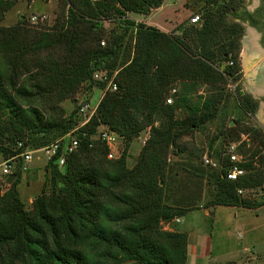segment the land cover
Listing matches in <instances>:
<instances>
[{"label":"trees","instance_id":"obj_1","mask_svg":"<svg viewBox=\"0 0 264 264\" xmlns=\"http://www.w3.org/2000/svg\"><path fill=\"white\" fill-rule=\"evenodd\" d=\"M162 1L66 0L56 30L0 26V151L5 156L20 152L19 140L37 148L74 128L81 120L77 106L66 114L58 103L84 81L105 87L92 78L95 70H117L116 89L105 90L89 122L75 130L78 148L61 165L46 163L49 174L31 207L25 208L17 189L20 169L0 188V264H187V232L164 227L190 208L167 201L164 182L173 167L168 157L176 154L180 137L216 115L219 85L237 80L238 55L232 50L240 28L227 16L239 0H208L211 6L200 21H188L198 24L189 37L188 30L169 34L131 15L148 14ZM12 4L0 0V19ZM111 18L130 30L133 43L124 44L125 34L106 31L102 21ZM228 58L233 64L219 65ZM177 81L205 83L216 92L191 100L185 87L176 88L172 102H165ZM234 93L248 111L255 109V103L242 100L247 94ZM100 124L125 139L115 158H108V147L94 137ZM147 127L129 166V142ZM225 131L231 141L239 140L237 152L250 158L239 162L245 172L232 180L225 177L228 155L215 153L218 166H209L215 170L214 190L205 205L260 206L264 196L256 200L237 188L263 187L264 132L237 119ZM243 132L253 147L241 140Z\"/></svg>","mask_w":264,"mask_h":264},{"label":"rangeland","instance_id":"obj_2","mask_svg":"<svg viewBox=\"0 0 264 264\" xmlns=\"http://www.w3.org/2000/svg\"><path fill=\"white\" fill-rule=\"evenodd\" d=\"M12 1V6L3 11V17L0 19V26L22 24L29 30H40L41 28L32 26L27 18L31 12L46 11L48 13L49 20L42 26V28L46 27L47 29L44 28L41 30L51 31L56 30L60 25L62 8L66 0ZM210 6L211 5L209 4L208 0H163L159 9L152 8L148 14L131 13V15L135 21H143L145 24H151L153 26L158 24L162 29L159 28L160 26H156L157 28L164 30L169 34L177 33L181 35L183 34V30H188L187 36L189 37V30L191 28H195V26H198V24L193 25L188 22L190 13L192 11H197L200 12V14H203V12ZM102 22L106 31L114 30L117 33L125 34L124 44L127 42L133 43L134 37H131L130 30L126 29V27H124L119 20L111 18L104 19ZM104 36L105 37H103V39L105 40L108 37V33H106ZM100 44H102L101 41ZM239 58L243 76L239 80L237 79L234 81L227 79V82L219 85V90L217 89V97L221 96L222 99L216 105V115L212 119L200 125L198 130H194L191 134L180 137L177 144L173 147V151L176 152V154L172 153L171 151L172 154H169L168 157L170 158L168 159L170 164L173 163V167L171 168V171L167 175L165 181L168 179L170 185L174 183H183L184 187L188 190L187 194H190L191 196L195 194L200 195V193L205 190L206 194L201 200L203 203H206L207 200L210 199V196L214 190L212 175L215 171L203 163V155L207 153L209 157L216 160L215 153L217 151L220 150L222 152L221 154L226 153L229 144L233 142L238 146L239 140L231 141L229 135H226L225 131L226 128H229V126L234 124L236 119L239 122H244L247 120L257 125L261 124V122L264 123L263 105L260 104V106L256 108L252 117L246 116L243 112H241L234 93L235 90H242L243 92H249L252 94L253 91L249 87L250 85H254L253 83H255L257 80L256 74L258 73L259 69H255V67L259 62V59L258 57L250 59V56L245 54L239 55ZM228 59L222 61L220 60L219 65L224 66ZM259 68L260 70L262 69L261 66H259ZM114 75L115 71L111 74L113 79ZM185 85L186 84L183 83V81H177L175 83L176 88H179V90H183L185 87V91L191 100H201L204 95L211 96L216 92L215 88L205 83L195 82L186 86ZM109 89L110 88H107L106 86L101 87L100 84L94 81H84L81 83V86L74 95H71L60 101L58 105L65 110L66 114H68L75 109L77 99L88 98L91 100H96L103 90ZM49 106L51 105L48 104V107ZM47 110L52 111L51 108ZM148 129L149 127L140 130V132H138L129 142V146L127 148V164L129 166L135 162L139 151L138 147L143 144L149 134ZM118 135L119 137L117 136L118 140L115 149L119 154L124 148L125 139L119 133ZM242 137L243 135L240 134V138ZM26 148L32 147L26 146ZM48 161L49 160H46L43 152L39 149L32 152V159L30 161L24 162L20 157L18 158V169H16V171L14 170V173L19 172L20 169V180L17 184V189L26 209L31 207L33 197L39 194L42 190L43 184L46 181L47 175L49 174V169H47L46 165ZM177 162L183 166L175 167L174 165H177ZM175 170L182 171V175L179 177H174L173 172ZM9 175L10 174L7 175L0 173V188L2 190H4L10 184V181L15 176V174H12L9 178ZM201 179H204V181ZM164 186L166 187V182H164ZM246 195L256 200L261 199L264 196V184L263 187H249ZM196 197L195 199H198L199 201V198ZM196 201L197 200H195V202ZM165 223L164 227L166 228ZM259 230L263 229L260 228ZM259 262L260 264H264V259ZM17 264L22 263L18 262ZM126 264L139 263L127 261Z\"/></svg>","mask_w":264,"mask_h":264},{"label":"crops","instance_id":"obj_3","mask_svg":"<svg viewBox=\"0 0 264 264\" xmlns=\"http://www.w3.org/2000/svg\"><path fill=\"white\" fill-rule=\"evenodd\" d=\"M173 175L179 177L182 171L175 170ZM165 182L167 201L181 206L190 204L184 214L176 216L178 220L174 217L165 223L166 227L187 232V264H260L264 259V204L257 207L206 206L201 202L205 190L191 196L183 183L170 185L168 179Z\"/></svg>","mask_w":264,"mask_h":264},{"label":"built area","instance_id":"obj_4","mask_svg":"<svg viewBox=\"0 0 264 264\" xmlns=\"http://www.w3.org/2000/svg\"><path fill=\"white\" fill-rule=\"evenodd\" d=\"M28 21L32 24V26H35L37 28H42V26L49 20L48 13L46 11H37V12H31L28 15ZM201 19L200 12L192 11L189 15L188 21L190 23H198ZM47 29V28H46ZM101 43L104 44V40H101ZM233 62V59H228L227 63L231 64ZM116 72V71H115ZM92 78L95 80H101L105 82V86L107 88H110L111 90L116 89V84L114 82L113 77H111V74H109L107 69H97L93 72ZM103 90L100 94V96L96 100H91L88 98L83 99H77L76 100V106H77V113L81 116V120L79 123L72 128L70 131L62 135L61 137L53 140L49 144H46L39 148H26L23 146V142L21 140L17 141L16 144L18 147H22L20 152L5 156L0 151V173L1 174H12L14 173V170L18 167V158L20 157L21 160L24 162L30 161L32 159V152L39 149L43 152L44 156L46 157V160H53L54 162H57L59 165L63 164L67 158V156L76 150L80 143V138L76 136L75 130L85 125L89 122L91 116L95 113L97 104L104 94ZM176 87L172 86L169 88L167 96L165 98V102L170 103L173 100V95L176 92ZM85 134V132H83ZM117 136L119 137L118 133H116L114 130L110 129L105 124H100L97 127V131L94 134V137L100 139L102 142H104L108 147L107 156L110 158L117 157L118 151L115 149V146L117 144ZM89 145L92 144L90 141L88 143ZM236 144L233 142L229 144L228 149L226 151V154L228 155V160L230 162V165L226 168L225 171V177L228 179H237L239 175L243 174L245 172V169L239 165L240 159V153L237 152L235 149ZM169 159V158H168ZM203 163L211 166V167H217L218 162L214 158H211L208 156L207 153H205L202 157ZM248 188L238 187L237 192L242 195H246ZM248 196V195H246ZM176 220H178V217H175Z\"/></svg>","mask_w":264,"mask_h":264},{"label":"flooded vegetation","instance_id":"obj_5","mask_svg":"<svg viewBox=\"0 0 264 264\" xmlns=\"http://www.w3.org/2000/svg\"><path fill=\"white\" fill-rule=\"evenodd\" d=\"M238 3L239 5L236 8H233L232 13L227 16V18L232 21L233 26L240 28V31L235 35L236 38L234 37L235 46L232 50V52L238 55L239 69L237 71V79L239 80L243 76V71L240 67L239 55L245 54L250 56V59L257 57L259 59V62L255 67V69H259L256 74L257 80L253 83L254 85H250L249 87L253 91L252 94L241 90L242 93L249 96H242V100L246 101L247 106H250L251 102L255 103V109L253 111H248L249 109L247 110V107L243 105L241 101L240 103L237 102L241 112H243L246 116L252 117L256 108L259 107L260 104L263 105L264 109V0H239ZM231 64H233V62ZM259 66L262 67L261 70ZM245 122L256 127H260L264 132V123L261 122V124L257 125L247 120H245ZM241 135H243L241 140H247V144L249 145L251 138L248 133L243 132ZM250 145L253 147L252 144ZM249 155L248 153H240V160H247L250 158ZM255 160L258 163L256 158Z\"/></svg>","mask_w":264,"mask_h":264}]
</instances>
